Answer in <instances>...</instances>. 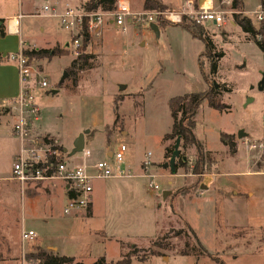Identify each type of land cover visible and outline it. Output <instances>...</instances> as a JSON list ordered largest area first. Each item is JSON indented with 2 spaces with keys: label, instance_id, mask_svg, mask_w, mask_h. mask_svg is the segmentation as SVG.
Instances as JSON below:
<instances>
[{
  "label": "rangeland",
  "instance_id": "1",
  "mask_svg": "<svg viewBox=\"0 0 264 264\" xmlns=\"http://www.w3.org/2000/svg\"><path fill=\"white\" fill-rule=\"evenodd\" d=\"M85 1L0 0V14L7 10L16 13L27 49L58 47L66 52L29 61L38 70L31 93L40 109L29 136L36 141L35 146L43 147L49 141L67 149L65 157L72 163L85 161L90 166L124 144V163L137 173L149 152L152 164L148 174L159 189L149 190L147 177L133 179L132 188L130 181L122 180L105 189V182L97 180L93 183L98 190L92 210L64 214L67 198L61 188L55 194L40 181L21 189L9 178L20 140L12 130L16 115L11 114L10 105L0 103V264H20L22 252L46 246H55L57 254L75 256L85 263L99 256L115 262L134 249L136 256L130 264H264V89H258L264 77V52L228 20L221 26L207 21L202 27L211 38L214 55L202 54L198 65L205 49L203 42L157 16L153 23L160 26L158 35L149 24L127 22L124 33L120 29L94 37L86 48L94 57L74 79L67 69L76 54L71 46L64 47L70 35L52 14L80 7ZM161 1L171 5L170 10H177L186 7L187 0ZM260 1L243 0L240 10L254 27L259 24L254 10ZM130 3L132 11L143 9L142 0ZM44 5L47 12L41 9ZM218 5L230 9L221 0H214V7ZM4 18L6 26L9 17ZM8 44L10 41H0V66L6 70L0 76L4 87L14 82L7 68L15 65L8 57L16 53L7 51ZM212 58L217 61L214 73L209 67ZM42 80L47 86L36 84ZM200 91L207 92L215 104L211 107L203 100L194 116L193 133L202 149L209 152L208 158L200 166L202 172L194 174L196 148L183 149L179 142V153L188 163L172 174L163 167L169 159L164 148L174 144V139L163 140L172 123L168 101ZM117 98L122 99L116 108ZM240 129L245 137H237ZM84 130H88L84 148L90 157L83 159L80 152L69 156L74 139ZM221 136L235 146L233 154L220 141ZM29 143L27 138L25 148ZM48 182L53 187L56 181ZM202 184L207 189L200 188ZM163 191L168 192L165 197ZM186 224L208 255L197 261L192 255L167 249H156L164 254L161 256L148 255L159 237L165 236L174 244L183 240L173 234ZM22 229L32 230L35 238L21 243ZM181 240L178 249L184 246Z\"/></svg>",
  "mask_w": 264,
  "mask_h": 264
},
{
  "label": "built area",
  "instance_id": "2",
  "mask_svg": "<svg viewBox=\"0 0 264 264\" xmlns=\"http://www.w3.org/2000/svg\"><path fill=\"white\" fill-rule=\"evenodd\" d=\"M221 3L230 6L231 0H221ZM185 5L186 7L178 10L132 11L129 0H116L111 11L101 9L85 11L81 6L66 7L62 12L52 14V16L57 17L60 26L69 33L70 42L66 43V47L71 46L74 54H77V49L81 47L84 37L90 43L94 37H100L103 27L109 19L122 30L126 29L127 22L150 24L155 22L157 16H162L164 20L172 24L181 23L184 17L202 26L207 21L212 22L216 26L225 24L227 20L228 23L233 22L231 15L233 11L231 9L223 10L219 5L214 7V4L209 0H205L196 7L191 1H186ZM41 9L44 12L49 10L46 5L42 6ZM254 14L255 19L260 22L264 18V7L260 5L254 10ZM8 59L15 62L19 92L13 100L6 101L5 104L10 105L11 111L16 115L12 130L20 140L19 151L11 164V175L9 178L18 182L21 189H24L25 184H35L40 181L62 183L67 193L66 203L62 209L64 214L87 208L91 202L93 183L97 180L129 179L137 176L147 177L149 190L156 191L159 189L152 175L148 174V169L152 164L149 152L145 154L144 159L140 163V172L136 173L124 163L126 151L124 144H120L109 157L96 162L92 166L87 165L85 161L82 164L72 163L65 157L62 149L57 148L49 141L43 147L35 146L37 143L30 138L29 133L32 123L38 121L40 112L39 106L34 101L31 93V87L38 70L30 65L28 57L23 54L22 49L16 54L10 55ZM36 84L41 87L47 86L45 80L36 81ZM27 138L30 139V143L28 148H25L24 142ZM80 153L83 159L89 158L91 154L84 147ZM34 238L35 233L32 230H21V243ZM20 264L34 263H27L22 254Z\"/></svg>",
  "mask_w": 264,
  "mask_h": 264
},
{
  "label": "trees",
  "instance_id": "3",
  "mask_svg": "<svg viewBox=\"0 0 264 264\" xmlns=\"http://www.w3.org/2000/svg\"><path fill=\"white\" fill-rule=\"evenodd\" d=\"M116 0H87L85 1L81 8L85 11H92L101 9L104 11H111L114 8ZM261 6L263 7V1H260ZM142 10L143 11H164L168 10V7L163 4L160 0H143L142 2ZM243 8V0H231L230 9L233 11L232 13V21L233 23L239 27L240 31L243 32L247 38H252L259 48L264 52V18L259 22L258 27H254L249 18L246 16H242L240 10ZM0 34L4 35V26L3 19H0ZM185 30L190 34L192 38L199 39L203 42L205 49L198 57V65L200 64L199 58L202 54L214 55L211 53L212 49V41L208 36L206 31L203 29L202 25L195 24L194 22L188 20L186 17L183 18L182 22L179 24H175ZM90 42L84 37L81 45V49L78 50L76 57H74L69 66L68 73L72 75L75 79L76 72L78 70H83L87 64L89 58L94 57L92 53L86 51L87 46ZM24 55L28 57V60L31 61L33 57H52L54 55H64L66 52L64 50L59 49L58 47H54L51 49L46 48H38V49H22ZM219 57L221 54L218 55ZM209 67L211 73L216 72L217 70V61L215 58L209 60ZM200 68V66H199ZM201 71V69H200ZM122 98H117L114 100L115 107L117 108V103ZM203 100H207L211 107H214V101L212 97L208 95L207 92H193L180 96H174L169 99L168 107L170 111V116L172 118V123L169 132L163 135V140L175 139L179 137L180 146L183 149H186L189 146L194 145L196 148V159L194 164L192 165V171L194 174L202 172L200 166L204 165L205 160L208 158L209 152L204 151L197 141L193 130L195 127V119L194 116L197 112V109ZM110 134L107 133V138H109ZM224 136L220 137V141L228 146V150L231 154L235 152V146L232 144H228L224 138ZM47 141L46 138H44ZM173 145H166L164 148V154L166 158L171 156L173 151ZM183 155H179V157L175 160V169L183 168L187 166V160L182 159ZM174 236L181 235L183 240H181L184 244L183 248L178 249L177 244H179L180 240L177 243H171L165 239V236L159 237V239L154 240L152 248L148 252L149 256H161L164 255L161 251L157 250H171V252L180 255H192L195 259L202 257L203 255H208L207 250L201 245L199 240L196 238L192 229L188 224L185 225L184 228H178L174 230ZM196 242V244H195ZM157 249V250H156ZM132 250V249H131ZM134 249L132 251H128L124 256H122L119 260L115 262H106L104 256H99L95 260L89 263L82 262L77 260L74 256L69 255H59L57 253L52 252L48 249H43L37 247L34 252H29L23 254L24 260L27 263L34 264H130L131 258L136 256L134 253ZM147 255V256H148ZM219 263V262H218ZM221 264V263H219Z\"/></svg>",
  "mask_w": 264,
  "mask_h": 264
},
{
  "label": "crops",
  "instance_id": "4",
  "mask_svg": "<svg viewBox=\"0 0 264 264\" xmlns=\"http://www.w3.org/2000/svg\"><path fill=\"white\" fill-rule=\"evenodd\" d=\"M187 1L193 2V5L196 7L198 4L203 3L205 0H187ZM209 1H211L214 4V0H209ZM142 2H143V0H142ZM129 3H130V0H129ZM163 4H165L167 7L169 6L168 8L170 9L171 5L166 4V3H163ZM130 7H131V3H130ZM263 7H264V3H263ZM171 9H173V8H171ZM9 11L7 10L3 14H0V19H5L4 17H9V19L7 20L8 21L7 22V25L5 26V24L3 23V26H4V35H2V37H0L1 38L0 41H2V42L10 41V44H8L7 51L10 52V53H13V52L14 53H17L16 52L17 50L19 52L20 49H23V48L26 49V46H24V41H23L22 37L20 36V28H19L18 20H17V24L15 25V28L14 29H11V26H9V21L10 20L17 19L16 18V13L14 12V10H12L11 12H9ZM229 24L231 26H236L233 22H230ZM120 29H121L120 27L115 26L111 22V20L109 19L107 21V23L104 25L102 32L103 33L104 32H106V33L115 32L116 33ZM157 29H158V34H159V32H160V26L159 25H157ZM237 29L240 30L238 26H237ZM125 30H122V33L126 32ZM66 43H65L64 47L66 46ZM139 43H140V45H143L144 44V41L143 40H140ZM39 48H41V47H39ZM7 69L11 70V75L14 77V82L12 84H10L9 86L4 87V84H5L4 80H0V103H5L6 101H10V100H7L6 98H13L14 99L17 96L18 92H19V81H18V73H17L16 66L15 65H11ZM5 71H6L5 70V67L0 66V76H4L3 74H5ZM11 114H14V113L12 112ZM106 154H107V157H109L111 153L110 152H107ZM135 178H140V176L133 177V178H129V179L102 180L100 182H105V183H102V186H103V188L106 189L108 186L113 185L112 183H114V182H121L122 180H127V181H130V184H132V185H130L131 188H132L134 186V183H133L134 180L133 179H135ZM50 184H51L50 182L45 181V182L42 183V186H44L46 188H50V190L53 191L55 194L58 193L59 192V189L61 188L63 190V192H64V196H66V198H67V193H66L65 187H64V185L62 183L53 182V187H51L52 184L51 185ZM116 184L114 186H116ZM117 186H119L121 189H124L125 188L121 183H118ZM203 186H205V185H203ZM203 189H207V187L205 186V188L203 187ZM96 190H98V188H96V187L94 188V186H93V191H92V195H91L92 196L91 197V202L87 206V208L85 210L86 212L91 211L92 208H93L94 193L96 192ZM166 193H168V192H166ZM46 247L47 248H45V249H48V250L49 249H53L54 250L53 251L54 253H57V251H58L57 250V247H55V246H46ZM22 254H24V253L22 252ZM197 260L198 259H196V261Z\"/></svg>",
  "mask_w": 264,
  "mask_h": 264
},
{
  "label": "water",
  "instance_id": "5",
  "mask_svg": "<svg viewBox=\"0 0 264 264\" xmlns=\"http://www.w3.org/2000/svg\"><path fill=\"white\" fill-rule=\"evenodd\" d=\"M0 24H1V22H0ZM149 27L156 33V35H158V29H157V25L155 23H150ZM65 76H66V72H64L61 80H63ZM215 88H216V85H215ZM258 89L261 91L264 89V77H262V79L258 83ZM52 92L54 93V92H56V90H53ZM263 121H264V113H263ZM87 132H88V130H84L83 132L79 133L78 136L74 139V141L72 143V148L68 153L69 156L82 151V149L84 147V135ZM245 135H246V133H244L243 130H241V129L237 133L238 138L245 137ZM179 142H180L179 137H176L174 145H173V151L171 153V156L169 157L168 161L163 164V167L169 168V170L172 174H174L176 172L175 160L180 155L179 148H178ZM63 152L66 153L67 149H63ZM182 159L185 160V156H183ZM203 187L205 188V186H203V185L200 186V188H202V189H203ZM166 192L167 191L163 192V194H162L163 197H165V195L167 194Z\"/></svg>",
  "mask_w": 264,
  "mask_h": 264
},
{
  "label": "bare ground",
  "instance_id": "6",
  "mask_svg": "<svg viewBox=\"0 0 264 264\" xmlns=\"http://www.w3.org/2000/svg\"><path fill=\"white\" fill-rule=\"evenodd\" d=\"M16 25V19H12L9 21V26H11V29H14Z\"/></svg>",
  "mask_w": 264,
  "mask_h": 264
},
{
  "label": "flooded vegetation",
  "instance_id": "7",
  "mask_svg": "<svg viewBox=\"0 0 264 264\" xmlns=\"http://www.w3.org/2000/svg\"><path fill=\"white\" fill-rule=\"evenodd\" d=\"M264 91V90H263Z\"/></svg>",
  "mask_w": 264,
  "mask_h": 264
}]
</instances>
